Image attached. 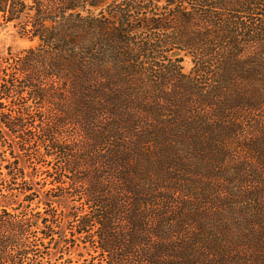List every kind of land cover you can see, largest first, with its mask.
<instances>
[{
	"label": "trees",
	"instance_id": "16d2710c",
	"mask_svg": "<svg viewBox=\"0 0 264 264\" xmlns=\"http://www.w3.org/2000/svg\"><path fill=\"white\" fill-rule=\"evenodd\" d=\"M0 13L36 43L0 72V264L66 222L107 264H264V0Z\"/></svg>",
	"mask_w": 264,
	"mask_h": 264
},
{
	"label": "rangeland",
	"instance_id": "374dc122",
	"mask_svg": "<svg viewBox=\"0 0 264 264\" xmlns=\"http://www.w3.org/2000/svg\"><path fill=\"white\" fill-rule=\"evenodd\" d=\"M1 1L2 0H0V2ZM19 32L20 28L16 27L15 23H6L0 13V72L1 69L6 66V60L10 57L16 56L22 53V51L36 46V43L22 39ZM175 54H177L178 59L182 61L180 66L183 68V72L189 74L193 68L192 58L186 53ZM0 111L6 112L7 109L1 108ZM3 171L6 172V170ZM36 181L39 183L40 179H36ZM43 183L44 182H42V184ZM46 187L49 188V184ZM31 199L35 198L32 197ZM32 207H37V201L32 204ZM62 227H64V230H56L57 242L46 246V252L44 255L39 254L35 264H107L106 262L108 259L106 256H99L94 250L90 249L92 247L91 243L84 239L87 234L73 236V234L77 233V223L66 222ZM87 232L92 241L97 238L98 234L96 229ZM65 237H67V245L63 242V238Z\"/></svg>",
	"mask_w": 264,
	"mask_h": 264
}]
</instances>
